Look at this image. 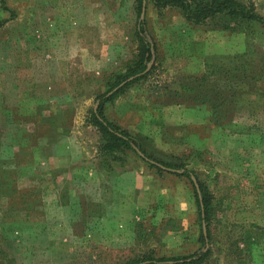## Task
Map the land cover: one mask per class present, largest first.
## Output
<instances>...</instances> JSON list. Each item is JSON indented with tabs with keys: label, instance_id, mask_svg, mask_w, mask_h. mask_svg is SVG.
Segmentation results:
<instances>
[{
	"label": "rangeland",
	"instance_id": "obj_1",
	"mask_svg": "<svg viewBox=\"0 0 264 264\" xmlns=\"http://www.w3.org/2000/svg\"><path fill=\"white\" fill-rule=\"evenodd\" d=\"M242 1L264 18V0ZM138 4L0 0V159L18 153L20 173L17 194L0 202L12 213L2 235L18 264H125L148 253H191L201 247L203 222L185 169L213 198L209 264H264V236L252 256L233 246L252 225L264 228V24L258 22L220 17L194 25L180 9L146 0L144 20L156 44L150 73L123 93H108L115 95L103 112L116 119L112 105L127 97L136 116L116 123L153 157L184 168L159 171L130 151L150 178L145 190L132 182L134 209L109 215L105 231L89 214L114 199L103 193L97 170L92 166L87 178L76 158L85 146L93 157L101 143L92 120L96 96L140 50ZM79 209L88 213L82 220ZM124 217L130 230L119 225Z\"/></svg>",
	"mask_w": 264,
	"mask_h": 264
},
{
	"label": "trees",
	"instance_id": "obj_2",
	"mask_svg": "<svg viewBox=\"0 0 264 264\" xmlns=\"http://www.w3.org/2000/svg\"><path fill=\"white\" fill-rule=\"evenodd\" d=\"M155 5L160 7H173L180 9L184 18L194 25H202L206 22L220 18L227 20L228 22H258L264 24V18L261 17L253 7L249 6L248 3L242 0H153ZM139 15L142 12L143 0H139L138 4ZM2 25H0L1 27ZM149 27L147 20H139L137 24V32L140 38V50L135 57V60L130 64L124 73H113L111 79L108 82V91L106 94L98 96V109L96 112L92 111V120L94 124L100 129L104 137V145L102 151L107 155H110L113 161L122 160L125 161L126 150L133 151L135 154H143L148 160L149 165L156 167L159 171H162L163 167L170 169L174 172L182 170L180 164L173 161L160 160L147 153L141 144V142L134 137L127 130L123 129L119 125L109 121L103 112V106L107 100L112 99L113 96L107 98V94L115 88L119 87L123 82L130 78L118 93L123 92L125 88L137 80L142 79L150 73V62L155 57L156 44L148 36ZM183 91V92H182ZM179 93L182 99H184V89ZM205 102V101H204ZM19 145L24 141L22 137L19 139ZM118 154L123 153V157ZM18 153H14L11 156L12 161H7L5 158L0 159V202L4 197H14L17 194L16 181L18 174ZM144 158V157H143ZM106 161V160H105ZM107 168L112 169L113 166L106 165ZM183 174L187 177H191L195 173L188 170L183 171ZM202 200H200L198 193H196L197 207L199 209V217L201 221H205L207 224L208 235L207 237L201 232L199 241L201 247L197 250L188 254H178L172 256H158L155 254H145L142 257L131 260L125 264H209L210 259L213 256V236L211 233V223L213 222V216L215 210L213 209V198L207 192V189L199 181ZM0 204V264H18L17 257H15L7 245L5 235H2L5 226L4 223L8 219L10 209H2ZM203 226V225H202ZM8 233V232H7ZM264 236V228L259 225H252L251 228L245 230L240 238L235 239L233 243L236 251L242 252L247 250L253 255L255 246L259 245V241ZM240 242H243L245 248L240 247Z\"/></svg>",
	"mask_w": 264,
	"mask_h": 264
},
{
	"label": "crops",
	"instance_id": "obj_3",
	"mask_svg": "<svg viewBox=\"0 0 264 264\" xmlns=\"http://www.w3.org/2000/svg\"><path fill=\"white\" fill-rule=\"evenodd\" d=\"M87 70H88V68H87ZM49 80H50L51 84L53 86H55L54 84H56V81L53 80L51 77L49 78ZM108 82H109V80H108ZM126 89H127V87L125 88V90ZM86 92H88V90ZM123 92H120V93H123ZM97 98H98V96H96V99L94 100L96 103V105L94 106V109H93L94 112H96L98 109ZM126 98L127 97H125V98L121 97L114 103V105H112L113 111L115 112L117 117H116V119L107 118L109 121L117 124L116 121H119V120L124 121L126 119V122L129 123L130 118L132 116L133 117L136 116L134 104L131 103V100H129V99L127 100ZM149 98H151V97L149 96ZM151 99H153V98H151ZM154 100L161 101V96L159 93H157ZM85 102H86V99H85ZM165 107L166 106L160 107L158 109H159V111H161V108L164 109ZM117 125H119V124H117ZM120 125H122V124H120ZM94 126L97 129H99L95 124H94ZM100 133H101V131H100ZM66 134H67V136H69L67 138V141H66L68 143L71 139L70 135L72 134V131L70 133H66ZM66 134H65V136H66ZM104 143H105L104 137L101 133V143H97L98 146L96 145V147H94V149L92 148V152H94L93 157H86L87 153L91 152V149L88 148L87 146H85V150L80 152L81 154L78 155L76 158V160L78 159L79 162L82 161V164H80V169H81L80 171L85 172L87 178H89V175L92 174L89 170H91L93 168L97 170V172H98L97 175H99V181L101 182V184H103V186H102L104 188L103 193L106 192L108 200L110 199L108 197V195H110L114 199L112 204H110V202H108L107 204H104V202H103L104 209H103V205H102V209H97L95 212L89 213L91 215L97 216L98 220H96V223L98 222V225H100V228L102 231L106 230L105 229L106 223L111 224L109 221V215L115 216L118 214V211L123 212L124 209H134L133 204L131 202V198H130V196H131V190L130 189H131L132 182H136L135 187L137 189H141L144 185V190H145L147 188L146 187L147 185L145 186V183L147 182V180L148 181L150 180L149 177L147 178V174L144 171V169L139 170L135 167L136 166L135 159L134 158L130 159V157H129L130 150L125 151L127 154V155H125V157H127V159L125 161H122V160L121 161L120 160L113 161L112 159H110V158H112L110 155H107V157H106V153L101 150ZM141 144H142V142H141ZM143 149L145 150V148H143ZM71 155L72 154H68L69 158ZM117 155H120L121 157H123V153L118 154V152H117L116 156ZM139 156L141 157L140 158L141 160L148 162L147 159L143 158L141 155H139ZM106 165H111V166H113V168L112 169L107 168ZM92 166H93V168H92ZM81 175L83 176V174H81ZM121 183H124L127 186L124 188H120ZM198 183H199V181H198ZM106 184H111L112 187H109V185H106ZM110 189H111V191H109ZM98 201H100V199ZM78 215L82 216L80 218L82 220L83 217H86V215H88V213L85 215L83 210L79 209L77 216ZM106 217H108V218H106ZM106 221H108V222H106ZM83 225H84V228L88 231L87 225L85 223ZM119 225H120V227H123V230H127V229L130 230L131 229V227H130L131 224H130V221L127 220V217H124V219L122 220L121 223H119ZM113 230H115V228ZM203 233H204V231H203ZM207 235H208V233H207Z\"/></svg>",
	"mask_w": 264,
	"mask_h": 264
},
{
	"label": "water",
	"instance_id": "obj_4",
	"mask_svg": "<svg viewBox=\"0 0 264 264\" xmlns=\"http://www.w3.org/2000/svg\"><path fill=\"white\" fill-rule=\"evenodd\" d=\"M145 12H146V0H143V7H142L141 20H144V19H145ZM132 80H133V78H130V79H128L127 81L123 82L121 85H119V87L115 88L114 91H115V92L118 91V90H119L121 87H123L127 82L132 81ZM140 155H141L142 157L145 158V156H144L143 154H140ZM145 159H146V158H145ZM163 168H164V167H163ZM164 169L169 170V171H172V170L167 169V168H164ZM191 177H192L193 183H194V185H195V187H196V190H197V192H198L199 198H200V200H202V193H201V189H200V185H199V183H198V180H197V178H196L194 175H192ZM203 231H204L205 236H207V224H206L205 221H203Z\"/></svg>",
	"mask_w": 264,
	"mask_h": 264
}]
</instances>
